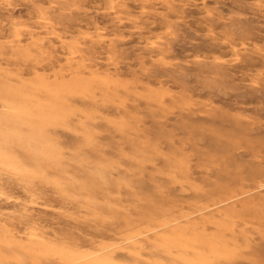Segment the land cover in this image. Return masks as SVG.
Listing matches in <instances>:
<instances>
[{
	"label": "rangeland",
	"instance_id": "374dc122",
	"mask_svg": "<svg viewBox=\"0 0 264 264\" xmlns=\"http://www.w3.org/2000/svg\"><path fill=\"white\" fill-rule=\"evenodd\" d=\"M0 264H264V0H0Z\"/></svg>",
	"mask_w": 264,
	"mask_h": 264
}]
</instances>
